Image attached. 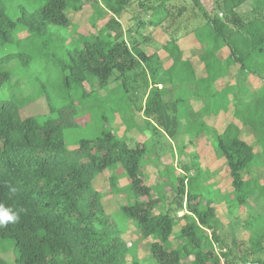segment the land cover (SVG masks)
I'll list each match as a JSON object with an SVG mask.
<instances>
[{
	"label": "trees",
	"instance_id": "16d2710c",
	"mask_svg": "<svg viewBox=\"0 0 264 264\" xmlns=\"http://www.w3.org/2000/svg\"><path fill=\"white\" fill-rule=\"evenodd\" d=\"M249 3L264 12V0L216 1L211 11L203 0H101L93 5V25L111 19L84 35L70 17L82 10L81 0H0V204L20 213L17 223L0 228V255L11 251L15 264H145L123 237L134 226L149 241L154 264H223L221 256L225 264L264 263V18L243 19L240 10ZM133 5L137 29L169 35L167 69L158 52L125 38L120 19ZM182 38L195 47L190 54L201 70L184 58ZM35 55L57 76L64 103L56 106L42 83L49 114L23 119L20 111L32 100H17L22 76L15 85V65L27 69ZM249 80L260 81L254 91ZM85 84L127 131L152 129L153 144L130 146L103 116L96 137L69 149L65 131L78 126L80 105L93 94ZM132 110L141 113L142 130ZM223 115L228 123L220 132L209 120ZM166 135L185 141L170 148L173 164L152 185L147 164H157L156 139ZM198 140L224 162L225 193L202 167ZM105 173L111 192L123 198L113 213L96 188ZM122 178L127 184L120 187ZM223 205L236 218L231 233L250 235L239 257L217 213ZM0 264L8 263L0 256Z\"/></svg>",
	"mask_w": 264,
	"mask_h": 264
},
{
	"label": "rangeland",
	"instance_id": "374dc122",
	"mask_svg": "<svg viewBox=\"0 0 264 264\" xmlns=\"http://www.w3.org/2000/svg\"><path fill=\"white\" fill-rule=\"evenodd\" d=\"M83 2V8L81 11L76 13H71L70 17L75 25L78 26V31L81 34L88 35L94 34L100 31L111 19V16H104L98 22L93 25L92 16H93V5L95 2H100L101 0H81ZM220 2L221 0H203L204 6L211 11L214 2ZM254 2V1H252ZM254 5L252 3L246 4L241 8L240 13L243 16V19L250 20L254 15L263 17L264 12L253 11ZM140 11L136 5H133L129 11L120 19L121 24L123 25L125 31V38L129 40V37H134L136 41L143 42L142 45L147 49L149 53L158 52L162 57L163 67L167 69L170 67L172 61L169 56L165 54L163 51V45H165L169 41V35L165 33V31L161 28L154 29L147 27L145 29H137V17L139 16ZM143 16V15H142ZM128 29H131V32H128ZM127 31V32H126ZM182 32V30L180 31ZM182 36L183 32L181 33ZM180 41L181 48L184 53L185 59H190L195 62V66H197V70H201V65H197L198 62L196 58L191 57V51L195 48L187 43V40ZM37 52V51H36ZM36 56V55H35ZM35 60L31 66L27 69H24L20 66V69L17 65H15V70H19L16 78L14 80V84L16 85V79L21 75L22 78L20 82L15 86L14 92L17 93L18 101L27 102V100H32L31 102H27L26 106L23 107L20 111L21 117L26 119L28 117L33 116H44L48 115L50 112L48 102L45 97H42L40 93V88L43 85L48 89L51 98L56 106H60L64 103L60 93H59V81L54 72H50L49 68L48 72L45 71L47 67L44 59L41 56L34 57ZM53 69V68H52ZM49 73V75H47ZM203 74V72H202ZM248 84L250 89L254 91L256 87L260 84L258 80H249ZM36 86L34 88L33 86ZM116 87V84L111 85V90ZM85 88L87 92H92L91 97L84 100L80 105V115L78 117V126L71 130L65 131V141L67 147L69 149H73L77 146V143L82 139H93L96 137L102 129L103 116L108 118V122L114 128V130L122 137L126 138L130 146H134L137 143H150L153 144L152 135L154 134L153 130L139 132L137 129H133L127 131V126L125 125L121 118L116 115H112L113 112L110 108H101L98 105L99 94L97 91L92 90L88 84H85ZM12 92L7 90V96H10ZM95 102L91 101L93 99ZM195 108H199L198 102H193ZM134 111V110H132ZM135 117L134 120L137 121L140 130L144 127V120L141 113L134 111ZM227 116H221L219 118H215L213 120H209V123H214L215 127L218 131L222 132L226 127L228 121H225ZM185 139L181 136H176L175 138L170 139L167 135L162 138L158 137L155 143L156 149V162L148 163L146 173L148 177V182L152 185L157 182L158 174L164 167L172 165V159L170 157V148L178 147L182 143H184ZM196 152H199L201 157H203L202 164L203 168L210 170L214 175V182L218 188L221 189L222 192L227 191L228 187V171L225 167V164L222 160L216 159L212 154V149L208 143L205 141L198 140L196 143ZM192 150V147L189 148V152ZM192 152V151H191ZM211 154V156H210ZM96 188L105 194L103 199V207L107 213H113L119 210L121 203H123V198L121 195H117L111 192L109 174L105 173L100 176L96 181ZM126 179L122 178L119 181V186H125ZM172 198L173 196H168ZM217 213L221 221L224 225L229 228L227 245L230 250L233 252V257H239L249 250V237L245 231L238 229L235 233H231L230 224L234 221L233 218L228 216V212L223 205L222 207L217 208ZM240 215V213H239ZM181 216V215H180ZM241 218L242 222H245L247 219V214L244 210H241ZM183 226V222H180L175 228V233L179 232L181 227ZM125 242L134 249L136 255L145 261V264H154L151 258L149 257V241L141 240V233L134 226H131L130 229L123 236ZM3 260H5L8 264H15V257L11 251H8L4 254L0 255ZM222 261L224 260L223 256H221ZM231 258V256H230ZM131 258H129V261ZM224 262V261H223ZM225 264V263H224Z\"/></svg>",
	"mask_w": 264,
	"mask_h": 264
},
{
	"label": "clouds",
	"instance_id": "9594fccd",
	"mask_svg": "<svg viewBox=\"0 0 264 264\" xmlns=\"http://www.w3.org/2000/svg\"><path fill=\"white\" fill-rule=\"evenodd\" d=\"M9 191L14 194L17 189L10 187ZM19 219L20 213L18 211L0 204V228H3L8 224H15L19 221Z\"/></svg>",
	"mask_w": 264,
	"mask_h": 264
},
{
	"label": "built area",
	"instance_id": "2783aa9c",
	"mask_svg": "<svg viewBox=\"0 0 264 264\" xmlns=\"http://www.w3.org/2000/svg\"><path fill=\"white\" fill-rule=\"evenodd\" d=\"M223 264H224V262H223ZM233 264H264V263L254 262V261H246V262L241 261V262H237V263H233Z\"/></svg>",
	"mask_w": 264,
	"mask_h": 264
}]
</instances>
